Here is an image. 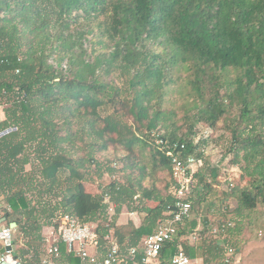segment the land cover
<instances>
[{
	"label": "trees",
	"instance_id": "trees-1",
	"mask_svg": "<svg viewBox=\"0 0 264 264\" xmlns=\"http://www.w3.org/2000/svg\"><path fill=\"white\" fill-rule=\"evenodd\" d=\"M0 112V133L17 129L0 138V201L27 243L14 253L23 264H41L45 233L62 214L95 224L102 242L112 231L121 246L139 245L169 218L176 182L167 149L175 145L198 160L192 211L208 205L200 221L210 235L191 245L199 222L187 221L161 264L180 248L219 262L225 242L235 248L231 235L264 205V0H0ZM222 130L249 182L216 202L220 169L204 147ZM105 174L112 180L102 194L88 193L91 176ZM226 201L236 223L206 220ZM124 207L144 216L140 227L118 223Z\"/></svg>",
	"mask_w": 264,
	"mask_h": 264
},
{
	"label": "built area",
	"instance_id": "built-area-1",
	"mask_svg": "<svg viewBox=\"0 0 264 264\" xmlns=\"http://www.w3.org/2000/svg\"><path fill=\"white\" fill-rule=\"evenodd\" d=\"M158 144L162 145V141ZM177 148L175 145L167 149L171 160L172 178L176 182L173 206L170 207L169 218L160 221L153 234L144 237L137 246L123 247L116 243L112 231L104 237L105 242H102L95 224L84 223L70 214H62L45 233L41 264H161V254L165 246L178 238L181 227L190 221L193 215L191 197L195 187L198 160L194 155L185 157ZM163 149H166L165 144ZM180 149L185 150V146L182 145ZM113 179H116V176ZM104 204L109 206L111 215L116 214V205L114 209L110 196H105ZM6 210H10V207L0 201V264H23L14 254L17 229L11 227L5 219ZM227 223L231 227L233 220L229 219ZM213 233H221L225 240L224 229L215 228ZM223 248V258L214 264H241L236 248L230 246L227 241ZM63 255L68 257L66 263L62 261ZM73 260H76V263ZM170 264L205 262L202 258L190 257L180 248L170 259Z\"/></svg>",
	"mask_w": 264,
	"mask_h": 264
},
{
	"label": "rangeland",
	"instance_id": "rangeland-1",
	"mask_svg": "<svg viewBox=\"0 0 264 264\" xmlns=\"http://www.w3.org/2000/svg\"><path fill=\"white\" fill-rule=\"evenodd\" d=\"M78 15H80V14H78ZM81 16H83V15H81ZM82 20H84V19L81 18L80 21H82ZM75 23H77V22H75ZM86 47L88 48V51H89L88 53H90L92 45L88 44ZM156 49L159 50L158 47H156ZM161 50H162V48H161ZM174 98L181 100V103L179 102L181 105L184 103L182 96H180V97L174 96ZM171 100H172V98H171ZM172 108H176V107L173 106ZM235 114H238V111H236ZM180 117H181V115H180ZM184 127L187 128V125H185ZM14 129H11V133L15 132L17 130V129H15V130ZM197 129L198 130L201 129V131H203L202 126L197 127ZM158 133L164 134V131L159 130ZM206 134L209 135V132L203 131V135H206ZM214 137H215V141H211L208 145H206L204 147V150L206 153L205 154V161L208 162L210 164V166L218 167L220 169V177L218 178L219 183L214 186V189L218 192V194L215 195V193H214L211 197L214 201L217 202V200L221 198L223 193H229L232 189H234L235 187H238V186L245 187V186H247L249 180L248 179L241 180V177L243 174H242L240 167L233 165L234 155L229 153V148H230L229 143L231 141V136L228 133H226L224 130H222V131L214 134ZM32 150L33 149L29 148V153H31ZM101 156H103V155H101ZM103 157L109 159L111 157V154L108 157H106V156H103ZM103 157H98V161L101 160L102 164H106L105 166H108L109 165L108 161L103 160ZM32 164L33 165H30L26 168L27 174H30L31 172L34 171V169H36L38 167L37 164H35L37 167H34V163H32ZM93 169H95V168H93ZM104 169H108V168L104 167ZM105 173L107 174V171ZM106 174L104 175L103 178L98 177V175H92L91 180H94V181L91 183L85 184L86 191L88 193H91L94 195L102 194L103 190L101 191V186L107 185L112 180V178L108 177L107 176L108 174L107 175ZM119 176H122V175L119 174ZM195 183L197 185V182H195ZM63 185H64V183H63ZM40 191L42 192V188H39L35 191L29 192L27 194L28 199L32 200L34 202H37V200L39 198V192ZM42 200H44V205L52 206L55 208L58 207V205H56L57 201H60L59 199L56 198L55 195H48V196L44 195ZM113 204L114 205H112V206L115 209L116 204L115 203H113ZM218 204L223 206V208L221 210L218 209L220 211V213H217V214H220L221 216L220 217H218V216L208 217V218H206V220L211 219V221L213 223H214V221L217 222L220 219L221 220L233 219L235 221V223L238 221V220H236L237 219L236 206H235V203L233 201H226L225 203L218 202L217 205ZM146 205L152 206V203H146ZM203 207H201L200 209L196 208L194 210V213L192 216V219L194 221L199 222V226H198V232L195 231L196 233H192L189 236L188 241L191 243V245L197 244L198 239L200 240V238L205 240L207 238V236L210 235V234H206V233L202 232L205 229H204V226L202 225L200 219L205 214H207L208 205L205 204V206H203ZM116 209H117V206H116ZM58 211L61 213L63 212L62 209H60ZM223 211H225V212H223ZM122 212L132 213L127 207H124ZM136 213L139 215L141 220H143L144 216H142L138 212H136ZM250 219H251L252 224L250 223L249 220L244 222V225L242 227H238V228H240L239 231L241 233L240 234L235 233L234 235H231V241H232V244L237 249L238 253L241 255L240 256L241 264H264V243H255L254 245L256 247V250L248 251L247 243H243L244 240L241 238V234H243V231H245V229L248 230L249 232H255V231L264 232V205H260L258 210L254 214L251 215ZM16 238L18 239V242L16 245L17 249H19L20 251H22V250L25 251V249H28L27 243L21 238L20 234H17ZM259 238L261 239V241H264V237H262V238L259 237ZM246 246H247V248H246Z\"/></svg>",
	"mask_w": 264,
	"mask_h": 264
},
{
	"label": "crops",
	"instance_id": "crops-1",
	"mask_svg": "<svg viewBox=\"0 0 264 264\" xmlns=\"http://www.w3.org/2000/svg\"><path fill=\"white\" fill-rule=\"evenodd\" d=\"M5 117V113L0 112V122L3 120V118ZM120 215L119 218V224L120 225H126L128 222L132 221L134 223V225L138 228L141 226L142 224V220L139 217V215L136 212H132V213H124ZM10 226L13 225V223H9ZM15 229H17V227H14ZM248 230L245 229V231H243V234H241V238L244 240L243 243H247L248 246V251L251 250H256L255 247V243H264V241H261V239L259 237H264V232H249ZM260 233L262 234L260 236ZM246 246V248H247ZM239 258H240V254L238 253ZM241 260V258H240Z\"/></svg>",
	"mask_w": 264,
	"mask_h": 264
},
{
	"label": "water",
	"instance_id": "water-1",
	"mask_svg": "<svg viewBox=\"0 0 264 264\" xmlns=\"http://www.w3.org/2000/svg\"><path fill=\"white\" fill-rule=\"evenodd\" d=\"M14 130H15V129H14ZM10 133H11V129L6 130V131L0 133V138L3 137V136L8 135V134H10ZM11 227H17V224H16V223H13V225H12ZM8 251H11V249H8Z\"/></svg>",
	"mask_w": 264,
	"mask_h": 264
}]
</instances>
